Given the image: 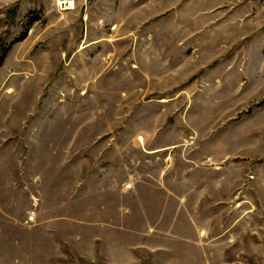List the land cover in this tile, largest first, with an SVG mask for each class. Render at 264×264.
Returning a JSON list of instances; mask_svg holds the SVG:
<instances>
[{
	"label": "rangeland",
	"instance_id": "374dc122",
	"mask_svg": "<svg viewBox=\"0 0 264 264\" xmlns=\"http://www.w3.org/2000/svg\"><path fill=\"white\" fill-rule=\"evenodd\" d=\"M64 1L0 0V264H264V0Z\"/></svg>",
	"mask_w": 264,
	"mask_h": 264
},
{
	"label": "bare ground",
	"instance_id": "6f19581e",
	"mask_svg": "<svg viewBox=\"0 0 264 264\" xmlns=\"http://www.w3.org/2000/svg\"><path fill=\"white\" fill-rule=\"evenodd\" d=\"M64 3L67 5L66 8H71L73 6V0H65ZM139 140H142V136H138ZM143 143V142H142Z\"/></svg>",
	"mask_w": 264,
	"mask_h": 264
},
{
	"label": "crops",
	"instance_id": "0c3cea01",
	"mask_svg": "<svg viewBox=\"0 0 264 264\" xmlns=\"http://www.w3.org/2000/svg\"><path fill=\"white\" fill-rule=\"evenodd\" d=\"M135 192L138 193V192H139V189L136 188V189H135ZM179 200H180V202H181V200H182V199H181V196H179ZM161 215H162V214H161ZM125 230H126V228H125ZM129 232H130V231H129ZM194 233H195V231H193V234H194ZM141 234H148V233L141 232Z\"/></svg>",
	"mask_w": 264,
	"mask_h": 264
}]
</instances>
